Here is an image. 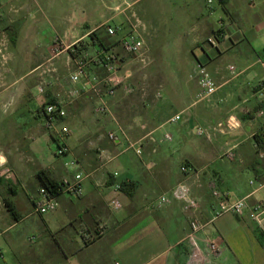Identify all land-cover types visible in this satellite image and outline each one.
I'll return each mask as SVG.
<instances>
[{
  "label": "crops",
  "instance_id": "1",
  "mask_svg": "<svg viewBox=\"0 0 264 264\" xmlns=\"http://www.w3.org/2000/svg\"><path fill=\"white\" fill-rule=\"evenodd\" d=\"M26 1L22 4V0H0V125L7 123L6 109L13 113L22 105L25 78L49 64L50 74H37L40 85L31 91L38 107L34 117H42L41 104L50 103V100L64 103L72 116L69 121L75 131L73 138L87 140L90 133L85 125L90 124L80 118L89 102L83 96L89 92L97 96L84 83L78 84L79 96L66 104V97L70 98L69 77L75 71L73 67L77 60L89 58L87 70L90 74H98L100 65L95 63L100 49L98 41L105 43L116 38L121 43L132 33L137 34L144 44V65L151 58L159 63L160 85L156 94H161V98H156L155 94L158 100L147 105L146 117L138 124L144 132L142 138L152 142L143 153L142 164L128 165V157L118 156L110 160L112 171L109 166L102 174L103 166H97L98 155L97 160L96 156L90 158V154L84 161L79 158L77 171L85 176L83 194L75 197L76 200L67 196L68 199L65 198L53 212L54 217L61 214L57 220L47 218L48 213L36 212L41 190L37 174L47 170L53 179L61 182L65 175L57 167L40 162L34 176V199L31 200L34 209L27 217H23L13 199L17 196L15 187L7 186V178L0 176L1 259L4 260L3 245L16 254L23 243L19 238H8V232L30 220L35 233L33 243L42 237L46 242L48 235L56 241V236L60 235L61 242H56L62 264H230L231 258L233 264H264V231L249 219L247 213L235 217L249 222L252 229H242L232 214L213 220L216 201L211 195L212 187L227 192L232 202L247 198L251 206L264 205V40L256 35V30H260L259 23L250 22L247 11L241 18L230 13L232 3L239 6L242 0H218L229 23L220 17L215 26L201 12V19L190 30L174 32L170 37L152 35L150 29L156 20L145 21L133 12L139 0ZM148 11L145 8L139 13L150 15ZM250 13L254 19L258 18L254 12ZM108 28L114 29L113 36L108 35ZM93 33L96 39L92 38ZM170 38L174 46L171 51L166 45ZM209 39L213 44L208 42ZM23 45L29 46L27 54H32L34 59L42 58L26 73L23 72ZM107 52L115 54L114 48ZM136 62L141 64L138 60ZM198 65L206 68L218 86L210 101L198 99L199 86L195 75ZM232 66L234 70H231ZM62 71L67 72V92H62L54 79ZM114 97L106 99L112 114L108 117L116 121L111 108ZM175 115L181 116L180 121L169 123ZM218 124L223 127L219 129ZM198 127L206 129L207 134L198 136ZM166 133L173 136L172 143L159 145L156 136L161 138ZM228 153L233 158H229ZM77 155L81 156L80 153ZM5 161L0 158V167ZM182 164H189L197 170L192 193L200 202L199 209L187 211L179 202L158 208L155 204L157 198L186 180L180 173ZM106 173L111 176L117 173L110 186ZM124 181L137 184L132 197L116 191V185ZM114 198L130 199L135 206L129 204V208L113 210L110 202ZM5 199L13 201L18 220L7 210ZM107 207L114 216L111 225L97 239H82L80 231L72 230L71 224L76 219L85 214L92 216L91 220L101 218ZM227 216L230 217L222 222ZM192 220L206 225V229L196 236L197 250L188 240ZM207 237L213 239L221 250L209 263H205ZM38 262L52 264L46 260Z\"/></svg>",
  "mask_w": 264,
  "mask_h": 264
},
{
  "label": "rangeland",
  "instance_id": "2",
  "mask_svg": "<svg viewBox=\"0 0 264 264\" xmlns=\"http://www.w3.org/2000/svg\"><path fill=\"white\" fill-rule=\"evenodd\" d=\"M242 2L243 3L239 6H237L235 2L232 3V7H235L229 9L230 13H235L241 18V16L245 17L247 11L249 13L247 16L249 21L252 22L255 20V22L259 23L260 30H256V35L258 38L264 40V0H242ZM26 3V0H22V4ZM151 6L153 10H151ZM145 8L149 10L148 13L150 15H141L139 13L140 10L143 11ZM250 11L254 12L253 15H256L258 18L254 19ZM133 12L138 13V17H142L145 21L149 22L151 19L156 20V23L151 26L150 32L157 37L166 35L170 37L174 32L190 30L197 24L199 19H201V12L203 17L208 18L215 26L218 25L220 17H222L226 23H229L228 16L222 10L218 0H212V4H208L207 0H139L134 5ZM250 22L245 23L249 24ZM105 43L112 49L114 48L120 67L119 75L124 78L123 84L115 89L114 105L111 107L116 115V121L111 120L108 115H100L95 111L97 98L93 93L89 92L91 94H84L83 98L89 102V106L86 107L84 116L81 117L80 120L83 119L84 123L88 120L90 125H85V129H89L90 134L87 140L78 141L73 138L75 136V131L73 130V125H71L69 121V118L72 116L68 113V106L64 103H60L67 112V118L62 122V126H67L71 132L63 141L68 149V156H56L58 148L55 143V134L43 127V117H34L38 111V107L36 101L32 99L31 91L34 86L40 85V82H37V74L42 73L43 76H46L45 74H50L48 71V69L51 68L49 64L42 66L34 75H29L25 78L23 103L16 112L9 113L10 109L5 110L6 114L4 116H6L7 123L0 125V158L6 161L0 167V174L6 169L9 170L11 177L6 180L7 183H9L7 186L15 187L17 196L13 199L16 206L23 214V217L30 215L34 209L31 203V200L34 199V185L36 182L34 176L35 171L40 166V162L46 166L54 165L65 175V178L69 177L72 171L65 167V164L71 160V157L79 163V158L81 159V157V160L84 161L86 158H89L88 155L90 154V158L96 156L97 160L98 155L99 162L97 166H103L101 170L102 174L109 168L110 160L118 156L128 157V165L134 162L142 164L141 158L145 149L148 148L147 145L150 144L151 141L142 138L144 132L139 128L138 124L143 122L146 117V113L149 110L147 105L158 100L155 98V94L160 85L157 73L159 63L152 58L146 65L137 63L132 56H128L123 51L121 43L117 41L116 38H110V40ZM166 45L169 51H171L174 47L173 40L171 38L168 39ZM23 47V72L26 73L28 69L32 68V66L42 60V58L34 59L32 54H27L29 46L23 45ZM87 60H89V58ZM87 60H84V62L87 63ZM90 64L92 63L90 62ZM88 65L89 64H86L87 69H89ZM75 69L76 66L73 67V70ZM96 75L99 78H103L107 75V72L103 67H100V72L98 71ZM54 79L56 83L60 84L59 88L62 92H67V72L62 71L59 73V77ZM40 80L42 81L41 78ZM125 86H131L134 90L133 93H126ZM100 91L103 93L106 90L104 87H100ZM34 93H36V91H34ZM73 100L74 99L66 97L65 102L67 104ZM118 127H121L129 138L128 141H123L121 145L112 143L108 138V133L117 131ZM156 138L158 139V144L162 146L172 143V141H164L163 137L160 138L156 136ZM128 143L138 144L142 150V155H136L133 149H127ZM78 153H80L81 156H78ZM110 169V171H112V165ZM107 177L108 181L111 175L107 174ZM67 196L68 195H63L59 200V204H62ZM71 198L76 200L75 197ZM122 198L117 199L120 201L122 209L125 207L129 208V206L134 208L135 205L132 204L130 199H128V201L127 199L123 201ZM108 200L109 199H107V203L109 202ZM106 211L103 212L101 218H96L94 224H90V215L85 214L81 219H76L74 221L75 227L72 230L80 231L82 239L84 237H87L88 240L94 238L95 234L106 231L111 225L110 220L113 218L114 214L108 207ZM59 213L60 212H58V214ZM54 215L53 212H50L46 217L51 220H57L61 216V214L59 216L56 215L57 217H54ZM229 217L230 216L225 217L222 222ZM234 218L242 229H252L249 222L240 221L235 215ZM92 226L97 227L96 232L89 231L90 229L93 230ZM89 233L90 235H88ZM34 234L30 220L22 222L18 227L9 231L7 234L8 238L12 240L19 238L23 243L21 247L16 250V254H14L7 245L1 243L3 245L4 260L1 259L2 253L0 251V262H5V264H37L39 263L38 261L46 260L47 263L62 264L60 247L56 242H61L60 235L58 234L56 236V241L51 235H48L46 242L45 237H42L37 240L36 243H33L32 237ZM257 234L261 237V233L257 232ZM230 262V264H233V258H231Z\"/></svg>",
  "mask_w": 264,
  "mask_h": 264
},
{
  "label": "built area",
  "instance_id": "3",
  "mask_svg": "<svg viewBox=\"0 0 264 264\" xmlns=\"http://www.w3.org/2000/svg\"><path fill=\"white\" fill-rule=\"evenodd\" d=\"M207 3L212 4V0H207ZM107 33L108 35L113 36L115 31L113 28H108ZM208 42L213 44L212 39H209ZM121 46L123 51L128 56H132L135 60H138L142 64L145 63V47L137 34L132 33L123 39ZM95 60V63L99 64L100 67H103L106 70L107 75L104 78H99L96 74H90L87 70L84 60H77L75 63L76 69L69 77V97L71 99L77 98L80 94L78 84L84 83L89 88V90L95 93L98 98L95 111L100 115L112 116L106 98L114 97L115 89L123 84L124 78L119 75L120 67L114 53L98 50ZM231 70H234L233 66L231 67ZM195 75L199 86L198 99L202 101H210L217 92V84L214 82L206 68L201 65L196 67ZM100 87L105 88L106 91L104 94H102L100 91ZM262 90V96L264 97V88ZM125 91L128 94H132L134 90L131 86H125ZM156 98H161V94H156ZM41 115L44 120V127L55 134V137L60 144V147H58L57 150V155L61 157L68 156V149L63 141L67 136L70 135L71 132L67 126H62V122L67 118V112L65 108L60 103H44L42 104ZM180 119V115H175L170 118L169 123L175 124L180 121ZM217 127L221 129L223 126L218 124ZM196 134L200 137H203L207 134V131L204 128L198 127L196 129ZM108 138L116 145H121L123 141H128L127 136L121 128H118L117 131L109 132ZM163 140L171 142L173 140V136L169 133H166L163 136ZM127 149H133L136 155H142V150L136 143H128ZM228 157L233 158V155L228 153ZM78 166V162L72 157L71 160L66 163V167L68 170H72V174L61 181L62 195H68L77 198L82 196L83 181L85 176L82 172L77 171ZM180 173L186 177V180L177 183L169 193L160 195L155 202L158 208L168 206L172 202H179L187 211H195L199 209L200 202L193 196L192 193V181H196L198 176L196 168L189 164H182L180 166ZM0 176L8 179L11 177V174L9 170L6 169L5 171L1 172ZM113 177L116 178L117 173H114ZM115 189L117 192H120V185H116ZM211 195L216 201V209L213 215V220L224 214H232L242 217L247 213L249 219L255 222L260 230L264 231L263 204L257 203L251 206L249 205L247 198L232 202L229 200V194L227 192H222L216 187H212ZM58 199L59 198L48 197L46 192L41 189L40 200L37 203L36 212L39 214L54 212L59 207ZM110 206L116 211L122 209V205L120 201L117 200V198L111 200ZM205 229L206 225L200 223L197 220H192L190 222V233L188 234V240L195 250H197L196 236L200 231ZM205 242L208 249V255L205 259V263H209L213 257L218 256L221 253V250L220 246L213 239L207 237Z\"/></svg>",
  "mask_w": 264,
  "mask_h": 264
},
{
  "label": "trees",
  "instance_id": "4",
  "mask_svg": "<svg viewBox=\"0 0 264 264\" xmlns=\"http://www.w3.org/2000/svg\"><path fill=\"white\" fill-rule=\"evenodd\" d=\"M95 36H96V34L93 33L92 38L96 39ZM98 42H99L98 45L100 47L99 50L107 52V50L112 49L111 47L106 45V43H103L101 41H98ZM74 58H76L75 55H74ZM49 102L55 103V101H53V100H50ZM55 143L57 144V148L60 147V144L56 138H55ZM37 178L39 180L40 188L46 192L48 197L59 198L60 196H62V194H61V190H62L61 189L62 188L61 182H58L57 180L53 179L47 170L39 171L37 174ZM111 178H113V176H111ZM111 178L107 182L108 186L113 184V181ZM119 185H120V192L123 193L126 197H132L135 190H136V187H137V184L135 182H127V181L121 182ZM13 196H16V195L14 194ZM4 204L7 208V210L9 211V213L12 215V217L14 219L18 220V213H17V210L14 206L13 201L9 200V199H5ZM102 216H103V213H102ZM91 217L92 216H90V218ZM95 222H96V219H93V220L90 219V224H94ZM71 227H72V229L75 227L74 222L71 224ZM90 231L96 232L97 230L96 229H94V230L90 229ZM98 236H99V234H95V236H94V238H92V240L97 239Z\"/></svg>",
  "mask_w": 264,
  "mask_h": 264
}]
</instances>
